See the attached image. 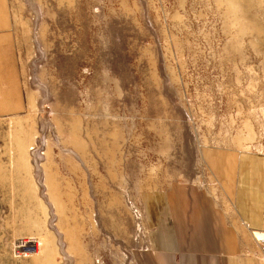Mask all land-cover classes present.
Masks as SVG:
<instances>
[{
	"label": "rangeland",
	"instance_id": "obj_1",
	"mask_svg": "<svg viewBox=\"0 0 264 264\" xmlns=\"http://www.w3.org/2000/svg\"><path fill=\"white\" fill-rule=\"evenodd\" d=\"M0 15V264H129V200L194 180L203 147L264 152V0H0ZM25 237L37 251L14 258Z\"/></svg>",
	"mask_w": 264,
	"mask_h": 264
},
{
	"label": "crops",
	"instance_id": "obj_2",
	"mask_svg": "<svg viewBox=\"0 0 264 264\" xmlns=\"http://www.w3.org/2000/svg\"><path fill=\"white\" fill-rule=\"evenodd\" d=\"M11 39L0 15V42ZM200 158L194 180L139 194L144 233L129 264H264L252 235L264 231V152L206 146Z\"/></svg>",
	"mask_w": 264,
	"mask_h": 264
},
{
	"label": "built area",
	"instance_id": "obj_3",
	"mask_svg": "<svg viewBox=\"0 0 264 264\" xmlns=\"http://www.w3.org/2000/svg\"><path fill=\"white\" fill-rule=\"evenodd\" d=\"M128 206L131 215L136 223L137 234L142 235V224H143V214L139 206H136L132 201H128ZM253 238L257 241L264 256V231H255L252 233ZM38 248V241L33 237H25L23 239H18L12 246L11 253L14 258H27L30 254L35 253Z\"/></svg>",
	"mask_w": 264,
	"mask_h": 264
}]
</instances>
